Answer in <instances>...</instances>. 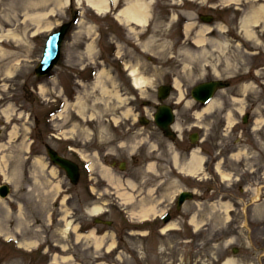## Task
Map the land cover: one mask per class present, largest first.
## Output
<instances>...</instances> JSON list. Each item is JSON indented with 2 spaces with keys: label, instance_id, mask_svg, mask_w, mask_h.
<instances>
[{
  "label": "rangeland",
  "instance_id": "374dc122",
  "mask_svg": "<svg viewBox=\"0 0 264 264\" xmlns=\"http://www.w3.org/2000/svg\"><path fill=\"white\" fill-rule=\"evenodd\" d=\"M11 1L14 6L13 13L7 18L4 13H0V30L1 25L4 24L6 31H12L16 36L9 39L10 41L6 40L4 50L0 51V108L12 104L14 113L17 112L21 114L18 116L22 117L16 118L12 115L16 118L14 126L17 127V135L12 139L10 131L14 126L12 128V123L5 121L7 118L3 117L0 111V150L4 148L0 151V156L14 153L20 156L21 160L12 162V169L8 168L10 171L8 175L11 176L8 184L12 187L10 195L5 199L0 197V264H229L232 261L236 264H264V204L261 205L258 213L251 216L243 215L239 210L229 212L233 206L223 207L226 204L221 203V200L210 204L211 195L208 196L202 190L200 192L197 190L199 194L174 216L173 222L182 228L179 232L167 231L162 234L154 228L151 229L153 226L149 229L131 225L120 211H115L109 216L113 221L112 226L104 225L106 223L97 224L94 216L89 212L92 198L88 192L85 176L82 177L81 185L76 186L69 182L63 172L49 165L45 145L39 143L41 146L37 145L35 154L26 152L33 139L34 130L38 131L44 141L45 138L48 140L50 137L69 134L75 136L71 143L79 144L77 136L86 134L85 128H111L113 123L110 115L120 113V108L125 110L124 107L127 106L131 108L129 113L125 112L128 118L120 117L122 119L117 124L124 127H141L137 121L138 113L146 112L147 117L152 116L151 113L158 103L157 89L161 83L170 80L171 75L181 81L182 91L184 95H188L189 88L194 82L204 77L206 72L210 75L219 73L217 68L224 78L234 80L228 89L230 94L241 95L242 84L246 82L255 84V87L247 93L253 99L247 100H259L261 112L259 116L264 119V17L260 18L257 25L246 20L248 12L259 8V4H263L264 0H240L238 3L225 6L224 9H221L223 1L211 0L212 4L220 3L217 10L208 6H198V3L193 4L188 0L179 3L177 0L150 1L151 12L155 14L154 24L157 21L158 24L155 28L153 25L141 36L144 52L138 51L139 47L137 49L134 46L128 47L127 38L124 44V48L128 49L126 53L131 51L134 56L133 65H143L148 69L146 74L149 75L150 83L140 95L133 85L126 84L122 87L115 85L112 81L115 77L106 70L108 76L104 77L111 81V90L109 89L110 92L104 96L105 101L103 99L100 101L97 96L99 92L94 85L79 86L75 83L73 87V80L70 76L67 79L66 73L62 79L56 82L50 81L39 77L35 69L42 56L47 35L60 24L73 20L76 13H79L81 18L68 32L63 53L65 61L61 62L56 71L63 75L62 68L64 65L66 67L64 63L70 56L71 61L75 64L78 62L81 66L83 62L85 64L92 58L94 63L99 64L100 60L97 58L102 57L108 64L111 60L109 32L115 26L111 14L98 16L83 0L81 2L35 0L37 4L35 12L31 9L34 15L26 16L24 4L27 0ZM126 1L128 0H121L122 4ZM3 2L4 0H0V4ZM41 2L44 3L40 4ZM188 10L214 14L219 23L218 27L224 26L223 29L227 27L228 31L222 32L221 29H216L208 44L203 45L202 48L194 46L190 39L182 37V23L187 20L184 17H187ZM35 13L44 15L41 16L40 29L36 25L38 19ZM175 13L181 18L178 23L169 25L170 17ZM49 24L51 28L45 30L46 25ZM89 30L92 31L91 35L88 33ZM33 32L38 33L35 39L31 38ZM88 35L96 41L93 57H85L82 52L89 38ZM119 37L118 39L121 40ZM131 45H134V42H131ZM252 48L260 50V58L256 61L259 64L257 68H260L261 72L258 76H253L256 77L255 80L248 75L249 64L253 61V54L250 53ZM161 63L165 64L162 66L164 68H161ZM188 63L189 66L191 64V70L188 69ZM205 63L210 66H206ZM78 65L74 67L78 68ZM87 65L90 67L89 64ZM90 70H87L85 75L89 76ZM12 73L14 74L11 75ZM122 75H120L121 79H125ZM29 83L36 89L35 91L28 88ZM40 85L46 87L44 95L39 93ZM77 90L78 98H72ZM116 91H121L122 97H127L128 102H121ZM143 95L146 97H139ZM174 95L179 96L177 90L171 93L169 99L175 97ZM79 98L85 103L84 112L88 113L85 121L79 118L76 111L79 106L76 105L75 100ZM66 100L70 101L68 108L62 117H59L58 114L63 111V102ZM142 100L150 101L151 113L148 112V108L142 109L144 105ZM4 101L6 104H2ZM105 103L108 111L105 110ZM182 104L177 109L178 117L180 119L185 116L190 117V103L185 104L183 101ZM228 104L232 105V103ZM217 106V108L221 107ZM90 112L99 113L98 124L94 125V121L89 119L88 116H93L89 114ZM66 128L75 130L64 133L63 129ZM148 128L154 130L153 125ZM100 132L106 131L100 130ZM155 135L158 136L156 132ZM134 141L133 145L136 146L141 140ZM88 144L87 142L85 146ZM153 147H157L156 141ZM35 155H42L45 159V161L42 159L45 163L41 162L43 164L41 167L32 160ZM8 163L7 161V167H9ZM15 167L19 172L13 170ZM31 171L37 177L32 178ZM1 178L4 180L3 176ZM58 180L61 181L59 188L56 187ZM176 183L173 182V191L189 185V182L175 185ZM110 191L113 189L110 188L107 191L109 195L106 196L110 198L109 200H113L115 195ZM63 197V203L59 204ZM20 207L23 213L18 215ZM136 209H141L139 203L136 204ZM192 211L196 213L198 220L196 231L188 223L189 212ZM249 216L254 218L251 225L248 224ZM138 218L137 216L136 219ZM69 222L80 223L82 229L93 226L99 230V233L110 230L115 233V237L110 234L105 239L104 245L98 246L95 238L89 234L79 237L78 230ZM256 223L261 224L260 228L251 230L249 226ZM9 237L22 239L20 244L28 249L37 248L39 243L41 248L38 252H28L20 249L13 241H6ZM60 244L64 247L63 251ZM64 255L68 260H65Z\"/></svg>",
  "mask_w": 264,
  "mask_h": 264
},
{
  "label": "flooded vegetation",
  "instance_id": "af4514ba",
  "mask_svg": "<svg viewBox=\"0 0 264 264\" xmlns=\"http://www.w3.org/2000/svg\"><path fill=\"white\" fill-rule=\"evenodd\" d=\"M115 44L116 38L113 41V49L110 50L112 61L110 66L112 75L119 76ZM122 76L125 77V79H119L122 85L125 86L131 82L127 72H124ZM225 83L227 87L231 84L229 81ZM232 98L231 94L221 95L219 99L222 110L209 111L202 118V123L192 121L191 125L194 128H192V132L186 136L175 137L174 140L171 137H166L160 128H155L158 136L150 134L149 129L144 128L140 131L142 136L138 137L137 129L131 126L112 127L105 139L100 134L96 135L94 153L97 155V163L112 166L114 169H120L122 164L127 169L130 164L131 179L140 182H138V187L141 189L140 203L145 207L154 206L157 210L166 209L167 218L152 217L150 221L144 222L142 227L150 229L153 226L151 229H159L184 209V206L179 203L178 196L174 194L173 182H189V185H185V187L195 191L194 197H196L197 190L199 192L202 190L208 196L211 195L210 204L217 197L232 198L235 200L233 204L237 205L238 210L243 209L242 205L246 203V200H249L248 204H252L251 199L258 192L264 194V131L255 125L256 116L261 114L259 100H250L253 98L246 97V99H250L247 100L245 115L235 122L238 126L229 129V114L235 116L232 108L237 109V107L228 104ZM205 107L200 102L194 101L193 116L197 110H204ZM230 110L231 112H229ZM194 118L196 119V117ZM203 133L204 137H202ZM201 137L203 139L200 152L204 154L206 163L204 177L186 171L182 172L180 169L181 166L187 164L192 152L196 150L197 144L193 142V139L200 140ZM238 138H240L239 141H237ZM133 139L137 141L142 139V146L134 152L130 148ZM153 141L157 142V147L152 149L149 147ZM150 165H154L155 170L149 167ZM218 165L224 172L231 174L236 181L228 184L222 180L218 184L214 175L215 170L218 171ZM139 168L143 173L141 175L135 174ZM95 177L98 181V189L95 196L91 197L92 203L90 202V204L105 205L106 207L102 210L104 213L123 210L121 208L123 206L119 205H122L123 202L119 198L114 197V200L107 198L104 191L109 188L110 183L101 168L96 171ZM177 183L175 185H178Z\"/></svg>",
  "mask_w": 264,
  "mask_h": 264
},
{
  "label": "bare ground",
  "instance_id": "6f19581e",
  "mask_svg": "<svg viewBox=\"0 0 264 264\" xmlns=\"http://www.w3.org/2000/svg\"><path fill=\"white\" fill-rule=\"evenodd\" d=\"M45 1H51V2H54L55 0H45ZM78 1H80L81 2V0H78ZM178 1V3L179 2H182V0H177ZM176 1V2H177ZM190 1H194V3L196 4V3H200V1L201 0H190ZM224 3H227V4H231V3H238L240 0H222ZM87 2H88V4L92 7V8H94L98 13H105V12H107L109 9H110V2H109V0H87ZM114 2H115V6H112L111 5V9H113V7H117L119 4H120V2H119V0H114ZM119 2V3H118ZM207 3H209L210 2V4L211 5H213V4H215V3H213L212 4V1L211 0H207L206 1ZM4 3V4H3ZM3 3H1L0 4V13H4V16H6L5 18H7L9 15H11V13H13V11H14V6H13V4H12V1L11 0H9V1H5L4 0V2ZM37 3H38V1H37ZM42 3H44V2H41L40 4H42ZM16 5V4H15ZM259 8H254V9H252L251 11H249L248 12V16L246 17L247 19V22H249V23H254V24H258V22L260 21V18H262V17H264V3L263 4H259ZM36 7H37V4H36V1L35 0H27V1H25V4H24V9H25V14H26V16H32V15H34V14H32L33 12L31 11V9L32 10H34V12H35V9H36ZM149 7H150V4H149V2H147L146 0H128L127 1V4L124 6V7H122L121 8V10L118 12V14H116V16L117 17H119L120 18V20L122 21V22H124V23H126L127 25L128 24H131L132 22H137L138 24H141L140 26H145V24H147V22H149L150 21V16H151V13H150V9H149ZM32 12V13H31ZM53 12H55V11H53ZM35 14H37V13H35ZM44 14V13H43ZM152 15L153 16H155V14H153L152 13ZM36 16V18L38 19V21L36 20V25L38 26V29H40V21H41V16H44V15H35ZM185 16H186V14H185ZM184 17V16H183ZM181 17H179V15H178V17H177V14L175 13V14H173L171 17H170V24L169 25H174L175 23H178V20L180 19ZM184 18H186L187 20L184 22V23H182V27L184 28V33H185V35H184V39H190L191 40V38H190V35H191V32H193L196 28H195V23L193 22V16H191L190 15V13L189 12H187V17H184ZM10 19V18H9ZM152 19V18H151ZM181 21H182V19H181ZM262 21V20H261ZM158 22V21H157ZM156 22V24H153L152 23V26L154 25V27L153 28H155L156 27V25L158 24ZM207 22V21H206ZM256 22V23H255ZM213 25V24H212ZM215 26V25H214ZM216 26H218V25H216ZM47 28V29H46ZM46 28H45V30H49L50 28H51V25L49 24V25H46ZM143 28V27H142ZM212 29V26H210L209 24H204L203 25V28H201V26H200V28L197 30V32H198V34L197 35H195L194 36V38H192V40H191V42L192 43H197L198 45H201L202 43H204V42H209V40L211 41L212 39H210V38H212V37H209V36H207V34H206V31H210ZM222 29H223V27H222ZM225 29H228L227 27L225 28ZM224 30V29H223ZM129 31H130V33H135L134 31H135V29L134 28H132V30L131 29H129ZM146 30H141V31H139V32H141V33H146L145 32ZM0 33H1V35H0V41H1V39H4V38H15L16 36L14 35V33L12 32V31H6V28L4 27V24L3 25H1V31H0ZM35 33V32H34ZM37 33V32H36ZM89 35H91L92 34V31L91 30H89ZM89 38H88V40H87V42L88 41H90L89 42V44H88V49H89V51L90 52H92L93 51V49H94V46H95V43H96V41L95 40H92V38L90 37V36H88ZM140 37H141V34H140ZM86 42V43H87ZM138 42H140L139 41V39H138ZM184 42V41H183ZM119 47H121V46H119ZM92 48V49H91ZM122 48H124L123 46L121 47V48H119V50H118V52L117 53H121V54H123L124 53V51H123V49ZM161 65V68H164V67H162V66H164L165 64L164 63H161L160 64ZM188 65V69L189 70H191L190 68H191V64H190V66H189V63L187 64ZM128 67L131 69V75L133 76V84H134V87L136 88V90L139 92V94L140 95H142V91L144 90V88L146 87V86H148V84L150 83L149 82V75L148 74H146V71H148V69L147 68H145L143 65H131V62H127V63H125L124 62V66H123V68H125L126 69V71H128L129 69H128ZM185 71V70H184ZM183 71V72H184ZM109 72L111 73L112 71L111 70H109ZM14 73H12L11 75H13ZM104 76H108V72L106 71V68L104 69H102L99 73H98V75H97V80H96V82H95V84H94V86L96 87V91L97 92H99L98 93V98L100 99V101H101V99H103V101H105V97L104 96H106V94L107 93H109L110 91H108L109 89H110V85H111V81H109L106 77H104ZM117 76V75H116ZM118 77V76H117ZM61 78V76H55L53 79H51L50 81H54V82H56V81H58L59 79ZM108 82H110V84L108 83ZM174 84H175V86H176V88L179 90V99H181L182 98V96L184 95V92L182 91L183 89H182V83H181V81L179 80V79H175L174 80ZM117 85H118V82H117ZM40 87V91H39V93H41V95H44L45 94V90H46V87L45 86H43V85H40L39 86ZM253 87H255V84L254 83H246V84H244V86L242 87V92H249L250 90H252L253 89ZM111 90V89H110ZM117 92V94H118V96H119V98H120V100H121V102H123V103H126V102H128V98L127 97H122V95L120 94V92L119 91H116ZM145 98L146 96L145 95H143V96H141V98ZM214 100V99H213ZM211 101V106H213L216 102H217V100L215 99L214 101ZM235 101L236 102H240V104H239V107H240V110L242 111V113H244L245 112V102H246V99L244 98V97H241V98H236L235 99ZM69 103H70V101H68V100H66V102H65V105H64V109H63V111L62 112H60L59 114H58V116L59 117H62V115H63V113L65 112V110L68 108V105H69ZM85 103L83 102V100H82V98H79V99H77L76 100V105L77 106H79V109H77L76 111H77V114H78V116H79V118H81L83 121H85L86 120V114H88V113H86V112H84V107H85V105H84ZM100 104V103H99ZM106 105H107V103H105V110L106 111H108L107 110V107H106ZM130 105V104H129ZM210 106V105H209ZM210 106V107H211ZM124 109L125 110H123V108L121 109L120 108V112L122 113V114H120V113H118V112H116V113H112V115H110L111 116V120L114 122V123H117V122H119L120 121V119H122V118H120V117H122V116H124V115H126L125 114V112H128V111H130V109L131 108H129V106H127V107H124ZM129 113V112H128ZM131 113H132V111H131ZM2 114H3V117H6L5 119L7 120L6 122H8V123H12L11 125H12V128H13V126H14V124H15V121H14V119H16V118H21L22 116H18V115H21V114H18L17 112H15L14 113V105H12V104H10L9 106H7L6 108H4L3 109V111H2ZM90 115H93V116H88L89 117V119L91 120V121H94V125H96V124H98L99 122H100V120L98 119L99 118V116H97L99 113L98 112H96V113H94L93 114V112H90L89 113ZM12 115H14L16 118H14V116H12ZM127 116V115H126ZM234 122L235 121H232V120H229V124H234ZM257 124L260 126L261 124H259V121H257ZM232 126V125H231ZM67 129V128H66ZM73 131V130H75V129H67V130H64L63 132L65 133L66 131L68 132V131ZM84 130H87V133L86 134H84V135H86L87 136V141L89 142V144L87 145V146H93V147H95V143H94V140H95V138H96V132H93L94 130H92V127H90V128H85ZM66 132V133H67ZM34 133H36V134H38V131H36V130H34ZM16 135H17V127L16 126H14V128L13 129H11V131H10V136H11V138L13 139V138H15L16 137ZM65 136L66 137H68L69 136V134L67 135V134H65ZM147 140H148V138H147ZM12 146V145H11ZM11 146H10V149H11ZM13 149V148H12ZM4 150V148L3 149H1L0 151H3ZM29 150V147H27V149H26V152ZM1 153V152H0ZM28 153V152H27ZM20 157V156H19ZM16 154H10L9 156L8 155H2V156H0V168H1V172H2V175H3V177L4 178H6L5 180H11L10 178H11V176H9L8 174H9V172L10 171H8V168H11L12 169V165H13V163L12 162H15V161H19V160H21V158H19ZM17 158V160H14V159H16ZM10 160V161H9ZM7 161L9 162L8 163V166L9 167H7ZM36 162L39 164V166L41 167V165H43L42 163H45V162H43V160L41 159V160H35L34 161V163L36 164ZM42 162V163H41ZM47 165V163L45 164V166ZM204 166V161H203V157L202 156H200L196 151L194 152V154H193V157H192V159L190 160V162H188L187 163V165H186V167H187V169L185 168V167H183V169L184 170H186V171H188V172H190V173H193V174H196V173H198L199 171H201ZM19 167H20V165H19ZM220 168V167H219ZM13 170H15V171H17V172H19V169L18 168H14ZM12 170V171H13ZM34 170H37L36 168H34ZM106 170V176H107V178H108V180L115 186V187H117V188H119L120 189V186L123 184L122 183V181H121V179L119 178V177H117V176H114L113 174H112V172H111V170H109V169H107V168H103L102 169V171L104 172ZM52 173H53V171H52ZM54 174V173H53ZM33 176H35V174L34 173H32V178H33ZM225 177H227V178H229V174L228 173H226V175H224ZM35 177H37V175L35 176ZM60 180H58V182H57V185H56V187L57 188H59L60 186H61V184H60ZM127 183L126 184H129L131 187H133V188H135V183L134 182H132V181H126ZM92 188H94L93 186H92ZM123 191V190H122ZM122 195L125 197V200L126 201H130L131 200V198H132V195L129 193V192H126V191H124L123 193H122ZM225 204L226 205H223V207H227V208H229L228 207V205H230L229 203H227V202H225ZM102 209V207H99V206H97V207H95L94 208V210L93 211H95V212H100V210ZM23 213V211H22V208L20 207L19 208V213H18V215H21ZM153 214V215H155L156 213H158V211H157V209L154 207V206H146V207H144V208H142V209H140L139 210V213L138 212H136V211H133L132 213H131V215L133 216V217H135V218H137V216L139 217L137 220H142V219H146V218H150V217H152L153 215H150V214ZM194 221L196 222V225H198V221H196V219H194ZM70 223V225L72 224V222H69ZM69 225V224H68ZM176 226V225H175ZM76 229V228H75ZM167 229H170V227L169 228H167ZM77 230V229H76ZM90 234V236H92V237H94L95 238V240H96V242H97V245L98 246H101V245H104L103 243H104V241H105V239L107 238V236H109L110 234L107 232L105 235H97L96 234V231H95V228L94 229H92L90 232H89ZM78 234H80V233H78ZM82 236H85V235H83V234H80L79 235V237H82ZM113 244V243H112ZM62 244H60V246H61ZM59 246V247H60ZM63 247V246H62ZM110 247V246H109ZM111 248V247H110ZM64 258H65V260H68V258L66 257V256H64ZM229 264H236L234 261H232V263L231 262H229Z\"/></svg>",
  "mask_w": 264,
  "mask_h": 264
},
{
  "label": "water",
  "instance_id": "95a60500",
  "mask_svg": "<svg viewBox=\"0 0 264 264\" xmlns=\"http://www.w3.org/2000/svg\"><path fill=\"white\" fill-rule=\"evenodd\" d=\"M59 36V34H58ZM60 37V36H59ZM56 37H52L50 44L48 46V49L46 51V56H45V66L49 65L51 62H54L56 60V58L58 57L59 54V46L57 45L59 43V40H57V43L54 42V39ZM58 38V37H57ZM206 93H210L212 91L213 86H206ZM162 114H166L167 116L171 117V112L169 109H167L166 111H163ZM159 115H157V120L159 121ZM53 158L55 161H57L58 163H60L62 166L66 167L70 173L72 175L76 174V167L74 165H72L70 162H68L67 160L57 156V155H53Z\"/></svg>",
  "mask_w": 264,
  "mask_h": 264
}]
</instances>
